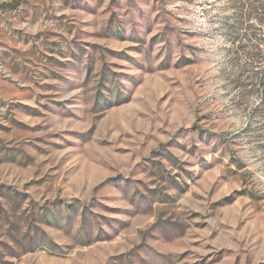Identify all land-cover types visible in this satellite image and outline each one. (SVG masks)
Listing matches in <instances>:
<instances>
[{
	"label": "rangeland",
	"instance_id": "1",
	"mask_svg": "<svg viewBox=\"0 0 264 264\" xmlns=\"http://www.w3.org/2000/svg\"><path fill=\"white\" fill-rule=\"evenodd\" d=\"M0 0V264H264L263 91L229 0Z\"/></svg>",
	"mask_w": 264,
	"mask_h": 264
},
{
	"label": "trees",
	"instance_id": "2",
	"mask_svg": "<svg viewBox=\"0 0 264 264\" xmlns=\"http://www.w3.org/2000/svg\"><path fill=\"white\" fill-rule=\"evenodd\" d=\"M232 23L227 28L230 38L231 63L237 68L232 84L239 92L240 102L261 88L264 117V0H229ZM20 0L13 2L18 6ZM264 148V146H263Z\"/></svg>",
	"mask_w": 264,
	"mask_h": 264
}]
</instances>
